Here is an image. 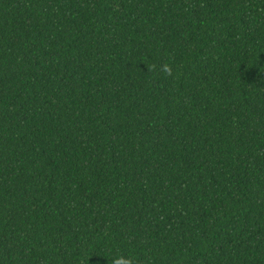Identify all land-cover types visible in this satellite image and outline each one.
<instances>
[{
  "label": "trees",
  "instance_id": "obj_1",
  "mask_svg": "<svg viewBox=\"0 0 264 264\" xmlns=\"http://www.w3.org/2000/svg\"><path fill=\"white\" fill-rule=\"evenodd\" d=\"M116 256L264 264V0H0V264Z\"/></svg>",
  "mask_w": 264,
  "mask_h": 264
},
{
  "label": "clouds",
  "instance_id": "obj_2",
  "mask_svg": "<svg viewBox=\"0 0 264 264\" xmlns=\"http://www.w3.org/2000/svg\"><path fill=\"white\" fill-rule=\"evenodd\" d=\"M162 71L170 75L171 69L168 65H164ZM112 264H132L131 259H125L123 256H116L112 260Z\"/></svg>",
  "mask_w": 264,
  "mask_h": 264
}]
</instances>
